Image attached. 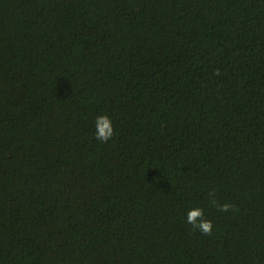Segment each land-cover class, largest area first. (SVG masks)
<instances>
[{"label": "trees", "instance_id": "trees-1", "mask_svg": "<svg viewBox=\"0 0 264 264\" xmlns=\"http://www.w3.org/2000/svg\"><path fill=\"white\" fill-rule=\"evenodd\" d=\"M0 264H264V0H0Z\"/></svg>", "mask_w": 264, "mask_h": 264}, {"label": "clouds", "instance_id": "clouds-1", "mask_svg": "<svg viewBox=\"0 0 264 264\" xmlns=\"http://www.w3.org/2000/svg\"><path fill=\"white\" fill-rule=\"evenodd\" d=\"M97 133L96 138L102 142H108L115 134L112 120L108 116H99L96 119ZM211 196H215V193H210ZM212 204L217 207L219 211L227 212L232 209L230 204H219L215 199L212 200ZM187 222L195 229L200 230L203 234L211 235L213 224L211 221L204 219V210L197 208L189 211L187 214Z\"/></svg>", "mask_w": 264, "mask_h": 264}]
</instances>
